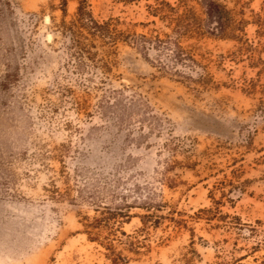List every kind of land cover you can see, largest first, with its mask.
<instances>
[{
  "label": "rangeland",
  "instance_id": "374dc122",
  "mask_svg": "<svg viewBox=\"0 0 264 264\" xmlns=\"http://www.w3.org/2000/svg\"><path fill=\"white\" fill-rule=\"evenodd\" d=\"M82 1L0 0V264H264V0Z\"/></svg>",
  "mask_w": 264,
  "mask_h": 264
},
{
  "label": "trees",
  "instance_id": "16d2710c",
  "mask_svg": "<svg viewBox=\"0 0 264 264\" xmlns=\"http://www.w3.org/2000/svg\"><path fill=\"white\" fill-rule=\"evenodd\" d=\"M84 2V0L82 1ZM204 3L206 5V7L212 12V13H217L218 10V5L216 4L215 0H204ZM82 6V5H81ZM80 12H82V8L80 7ZM91 25H92V30H93V34H95L96 32H101L102 35L107 36L109 39L112 38V33L117 32L116 30H113L110 26V23H105L103 25H98L96 22H94L93 20H91ZM202 84L205 85V83L203 82Z\"/></svg>",
  "mask_w": 264,
  "mask_h": 264
}]
</instances>
